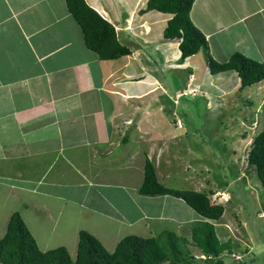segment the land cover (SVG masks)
Wrapping results in <instances>:
<instances>
[{"label":"crops","instance_id":"obj_1","mask_svg":"<svg viewBox=\"0 0 264 264\" xmlns=\"http://www.w3.org/2000/svg\"><path fill=\"white\" fill-rule=\"evenodd\" d=\"M147 1H130L128 7L122 4L126 0H86L132 50L105 60L87 46L66 0H0V237L16 211L33 233L43 230L48 237L49 231L66 236L74 223L81 226L77 220L88 217L97 227H85L113 252L126 235L151 237L168 229L156 227V221L171 217L179 234L180 226L193 220L164 214L153 208L152 196L138 192L148 159L168 186L174 155L183 154L180 145L166 152L156 147L177 134L175 127H161L168 122L162 98L172 93L156 66L179 71L207 98L248 87L240 90L236 71L212 74L203 49L182 61L179 42L164 39L172 14H141ZM191 17L216 60L238 51L264 62V0L250 5L249 0H196ZM149 44L161 56L145 52ZM254 85L264 90V80ZM111 190L134 192L130 215L118 208L122 194L109 199ZM117 199L119 205H113ZM103 200L108 205L99 208L95 203ZM108 225L116 237L106 235Z\"/></svg>","mask_w":264,"mask_h":264},{"label":"rangeland","instance_id":"obj_2","mask_svg":"<svg viewBox=\"0 0 264 264\" xmlns=\"http://www.w3.org/2000/svg\"><path fill=\"white\" fill-rule=\"evenodd\" d=\"M128 1L126 0L122 4L129 7L132 6L130 1L134 3L135 0ZM250 4H252V0H249ZM161 24H157L156 27L158 28ZM154 45H147L148 48L145 52H148L152 57L161 56H156L153 52ZM202 49L204 50L202 55L208 61L211 55L209 44ZM160 70L161 68L156 66V72H159L160 78L171 84L173 95V97L168 95L167 98H162L166 102L165 106L168 107L165 111L167 112L168 126L166 124L161 125V127L162 129L175 127L177 134L170 141H159L156 147L160 148V151L166 152L172 149L171 146L180 145L183 152V154L179 153L181 156L179 154L174 155L175 159L171 168L174 174L171 175L170 179L165 180L167 187L201 191L207 193L210 202L226 206L221 219L219 221L214 220L220 238L223 241L231 239L233 242L235 253L222 256L224 264H264V187L257 177L255 168L247 161V152L251 147L253 138L264 129V90H259L256 85H253L242 92L236 91L232 96H227L226 93L224 95L226 97L222 96L225 93L224 90V92L220 90L221 95L218 96L209 90L211 94H209L210 98H207L208 96L206 97V95L200 94L199 90H196L200 88L192 82L187 85L183 81L184 75L179 71L173 69ZM175 86H180L178 91H184L183 88L186 87L187 95L176 97L175 93L178 91H176ZM238 96L239 100H237ZM248 101L251 104H248ZM222 109L225 111L224 116L219 114ZM213 111H215V115L212 114L213 116H211ZM218 114L219 116L216 117ZM163 154L166 157L167 154ZM181 167L188 168V172L179 169ZM155 173L157 174L156 169ZM128 191L124 193H117L113 190L106 191L109 199H112L114 195L118 197L119 194H122V204L118 208L122 209L123 212L125 210L123 213L125 216L130 215V202L132 203L133 200L130 198L134 195V192L131 195L132 190ZM81 193V191L79 194L77 192L78 196ZM149 200L153 204V208L166 210L163 211L164 214L179 213L187 216V219L192 218L190 224L187 223L179 225L181 228L178 227L180 229L179 234L185 235L188 239L191 237V228L195 222L208 221L207 218L199 216L191 206L178 197L157 195L152 196V199ZM139 201L141 204L146 202L143 199ZM105 202L106 200L96 201L95 204L99 208H103L108 205ZM112 204L119 205V199L113 200ZM83 219L77 220L81 226L74 223L72 230L71 228L69 230L70 234L66 236L62 232L49 231L48 237L43 230L39 233H32L41 249L48 250L58 246H66L71 256L76 259L78 234L80 233L77 231L84 229L92 233L85 226L88 224L94 230L97 227L96 221L90 220L88 217H83ZM164 219L160 222L156 221V227L168 226L167 228L171 232L177 231V225L171 217ZM107 228L110 230L106 234L109 238L117 236L116 232L111 233V225H108ZM57 230L60 231V229ZM52 235L53 238L51 239ZM95 236L97 237V235ZM43 242H46L47 245L45 246ZM189 248L198 257H205L195 246L189 245Z\"/></svg>","mask_w":264,"mask_h":264},{"label":"trees","instance_id":"obj_3","mask_svg":"<svg viewBox=\"0 0 264 264\" xmlns=\"http://www.w3.org/2000/svg\"><path fill=\"white\" fill-rule=\"evenodd\" d=\"M68 7L82 28L87 46L101 59H117L132 50L121 43L115 26L99 14L86 0H66ZM196 0H148L140 9L144 14L158 10L172 14L164 29V39L179 42L181 60L197 54L208 46V38L193 22L192 5ZM212 74L236 71L241 79L240 90L264 80V62L234 52L226 61L208 58ZM264 187V129L259 131L247 152ZM150 159L146 162L145 177L138 189L142 195H172L183 199L200 216L208 219L192 225L191 237L176 231L163 230L151 237L129 234L110 252L101 240L87 230H80L77 257L74 259L66 246L42 250L20 212L12 214L7 232L0 237V264H224L222 256L235 253L232 240L223 241L214 220L223 216L224 204H212L207 193L195 190L172 189L162 184ZM225 185V184H224ZM193 245L205 257H198L189 248Z\"/></svg>","mask_w":264,"mask_h":264},{"label":"built area","instance_id":"obj_4","mask_svg":"<svg viewBox=\"0 0 264 264\" xmlns=\"http://www.w3.org/2000/svg\"><path fill=\"white\" fill-rule=\"evenodd\" d=\"M187 90H184V91H178V92H176V97H181L182 95H187ZM189 94V93H188Z\"/></svg>","mask_w":264,"mask_h":264},{"label":"clouds","instance_id":"obj_5","mask_svg":"<svg viewBox=\"0 0 264 264\" xmlns=\"http://www.w3.org/2000/svg\"><path fill=\"white\" fill-rule=\"evenodd\" d=\"M89 4V3H88ZM90 5V4H89ZM91 6V5H90ZM94 8V7H93ZM95 9V8H94ZM96 10V9H95ZM97 11V10H96ZM98 12V11H97ZM175 96H176V93H175ZM210 198V197H209ZM212 203V202H211ZM212 204H214V203H212ZM204 256V255H203Z\"/></svg>","mask_w":264,"mask_h":264},{"label":"bare ground","instance_id":"obj_6","mask_svg":"<svg viewBox=\"0 0 264 264\" xmlns=\"http://www.w3.org/2000/svg\"><path fill=\"white\" fill-rule=\"evenodd\" d=\"M118 64V63H117ZM211 70V69H210Z\"/></svg>","mask_w":264,"mask_h":264}]
</instances>
